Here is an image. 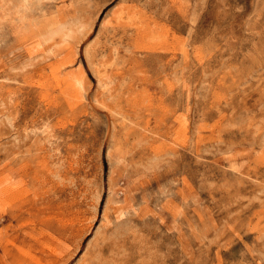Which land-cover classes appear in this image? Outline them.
<instances>
[{
    "label": "rangeland",
    "instance_id": "1",
    "mask_svg": "<svg viewBox=\"0 0 264 264\" xmlns=\"http://www.w3.org/2000/svg\"><path fill=\"white\" fill-rule=\"evenodd\" d=\"M0 264H264V0H0Z\"/></svg>",
    "mask_w": 264,
    "mask_h": 264
},
{
    "label": "bare ground",
    "instance_id": "2",
    "mask_svg": "<svg viewBox=\"0 0 264 264\" xmlns=\"http://www.w3.org/2000/svg\"><path fill=\"white\" fill-rule=\"evenodd\" d=\"M4 17V16H3ZM46 26V25H45ZM51 34V33H50ZM80 83V82H79Z\"/></svg>",
    "mask_w": 264,
    "mask_h": 264
}]
</instances>
